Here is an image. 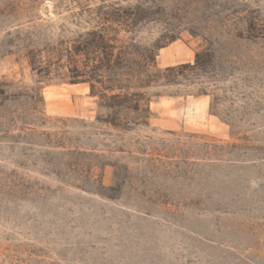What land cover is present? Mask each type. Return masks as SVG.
I'll return each instance as SVG.
<instances>
[{"label": "rangeland", "instance_id": "obj_1", "mask_svg": "<svg viewBox=\"0 0 264 264\" xmlns=\"http://www.w3.org/2000/svg\"><path fill=\"white\" fill-rule=\"evenodd\" d=\"M0 264H264V0H0Z\"/></svg>", "mask_w": 264, "mask_h": 264}]
</instances>
